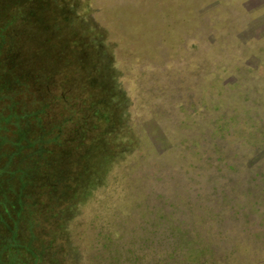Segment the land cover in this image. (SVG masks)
<instances>
[{"label": "rangeland", "instance_id": "obj_1", "mask_svg": "<svg viewBox=\"0 0 264 264\" xmlns=\"http://www.w3.org/2000/svg\"><path fill=\"white\" fill-rule=\"evenodd\" d=\"M263 188L264 0H0L1 258L264 264Z\"/></svg>", "mask_w": 264, "mask_h": 264}, {"label": "trees", "instance_id": "obj_2", "mask_svg": "<svg viewBox=\"0 0 264 264\" xmlns=\"http://www.w3.org/2000/svg\"><path fill=\"white\" fill-rule=\"evenodd\" d=\"M253 182V181H252ZM262 193L264 194V188L262 189ZM232 208H234L232 206ZM152 213V212H151ZM159 218V219H157ZM155 217L154 224L150 227L156 228V231L161 230L162 226L166 227L164 230L165 232L162 235L152 232L153 229H148L154 236H160L163 240H167L172 244V251L170 254V259H175L174 264H188L189 261L191 264H205V241L210 238L205 234L203 230H199L194 228V230H186L182 227V223L176 225L174 222L169 221L168 224V214L167 215H158ZM220 215H216L214 217V221L211 223L218 221ZM146 231L147 233H149ZM161 233V232H160ZM213 240L211 238L208 241V250L209 252L212 249L211 243ZM149 240L144 242V245L148 248L149 247ZM204 244V248H203ZM212 252V251H211ZM0 264H14L10 256L5 259L3 256H0Z\"/></svg>", "mask_w": 264, "mask_h": 264}]
</instances>
